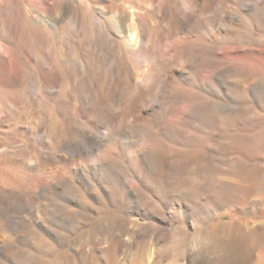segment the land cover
I'll list each match as a JSON object with an SVG mask.
<instances>
[{
  "label": "bare ground",
  "instance_id": "6f19581e",
  "mask_svg": "<svg viewBox=\"0 0 264 264\" xmlns=\"http://www.w3.org/2000/svg\"><path fill=\"white\" fill-rule=\"evenodd\" d=\"M152 166L158 258L199 224L202 264H264V0H0L2 223L64 225L76 186L139 208Z\"/></svg>",
  "mask_w": 264,
  "mask_h": 264
},
{
  "label": "rangeland",
  "instance_id": "374dc122",
  "mask_svg": "<svg viewBox=\"0 0 264 264\" xmlns=\"http://www.w3.org/2000/svg\"><path fill=\"white\" fill-rule=\"evenodd\" d=\"M39 107L28 98L25 111L36 113ZM165 154L162 147L158 159L163 160ZM124 161L128 166V162ZM152 171L153 177L160 182L156 191H142L138 195L139 208L131 205L124 190L118 187L114 190L113 204L106 206L95 198L90 200L93 207L86 209L73 199L77 190L84 193L76 186L67 198L55 200L57 204L64 205L62 213L66 219L64 225H60L50 216L49 209L54 210L52 206L47 205V200H42L37 208L44 215L48 232L27 219L30 211L24 214L25 220L15 228L2 223L0 211V240L4 239L6 243L9 239L6 247L0 250V264H170L172 261L174 264H202L198 255L200 241L196 239L199 224H194L192 228L190 226L187 235H178V238H183L178 253L172 257H157L163 243H156L151 238V225L155 224L153 215L156 213L165 219L170 216L163 206L167 199L163 186H166L165 180L169 183L174 181L173 171H169V176L164 180L160 167L152 166ZM20 195L27 200L32 199L29 181H22ZM12 252L16 253L12 255Z\"/></svg>",
  "mask_w": 264,
  "mask_h": 264
}]
</instances>
